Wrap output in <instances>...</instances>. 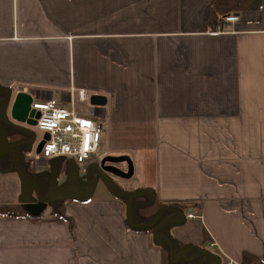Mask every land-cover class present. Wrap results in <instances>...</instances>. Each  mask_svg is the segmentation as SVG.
Wrapping results in <instances>:
<instances>
[{"label": "crops", "instance_id": "obj_1", "mask_svg": "<svg viewBox=\"0 0 264 264\" xmlns=\"http://www.w3.org/2000/svg\"><path fill=\"white\" fill-rule=\"evenodd\" d=\"M215 1L0 0V91L101 121L105 155L133 163L111 185L92 169L87 194L89 164L36 160L44 132L12 120L9 103L4 118L32 134L34 170L56 171L49 200L64 202L51 213L17 161L0 167V264H167L159 225H130L127 193L186 204L166 218L178 259L199 246L212 264L264 260V0L231 10L234 23L214 17ZM92 93L105 104L90 105Z\"/></svg>", "mask_w": 264, "mask_h": 264}, {"label": "trees", "instance_id": "obj_2", "mask_svg": "<svg viewBox=\"0 0 264 264\" xmlns=\"http://www.w3.org/2000/svg\"><path fill=\"white\" fill-rule=\"evenodd\" d=\"M250 3L251 0H216L211 6L210 11L211 13L215 12L214 17H217L216 15L224 16L231 12V10L239 11L249 9ZM11 93V87L0 91V130L3 138L5 139V151L0 155V167L9 168L17 161L19 169L34 185L37 199L48 201L51 213L63 215L64 201L61 199L49 200L51 193V175H49L48 172L35 171L31 160L26 158V155L31 151L32 146V142L27 139L29 135L31 137L32 134L25 132L4 118L7 107L10 103ZM125 196L130 199V225L149 229L159 225L157 229L161 232L159 235L162 238V245L170 252V258L167 264H212L210 255L203 247H193V250L189 253V255L186 256L184 254L180 259L176 257L175 251H171L169 241L171 242L174 250L177 249L178 246L170 239L169 227L171 226V223L166 220V218L174 212V210H177L179 218L181 219L183 215L180 211L185 208V203L175 202L173 204H163L159 203L155 198H151L149 200L134 199L131 197L130 193ZM14 208L15 207L11 208L8 213L12 214L11 210ZM149 208H153V212L151 214H145L144 212L147 209L149 210ZM15 209L22 214L27 213L34 217H38L42 214V212H29L25 206H19ZM154 221H156L155 224L150 225V223ZM241 264H264V260L249 253H244L242 255Z\"/></svg>", "mask_w": 264, "mask_h": 264}, {"label": "built area", "instance_id": "obj_3", "mask_svg": "<svg viewBox=\"0 0 264 264\" xmlns=\"http://www.w3.org/2000/svg\"><path fill=\"white\" fill-rule=\"evenodd\" d=\"M223 23H234L239 20L236 13L222 17ZM84 96V93L81 92ZM31 106L39 111L36 127L48 133L36 160L45 161L56 157L72 159L77 164L88 165L99 162L105 155L101 145L104 126L101 121L87 115H79L73 109L63 107L55 98L33 99ZM193 213H187L192 218Z\"/></svg>", "mask_w": 264, "mask_h": 264}, {"label": "water", "instance_id": "obj_4", "mask_svg": "<svg viewBox=\"0 0 264 264\" xmlns=\"http://www.w3.org/2000/svg\"><path fill=\"white\" fill-rule=\"evenodd\" d=\"M32 101H33L32 94L29 93L28 91H24L23 89L17 90L16 93L14 92L11 93L10 108H9V115L11 119L14 120L16 123L25 124L28 126H36L37 118L39 117V111L31 106ZM88 102L90 105H94V106L104 105L106 102V97L101 94L92 93L88 95ZM47 138H48V133L44 132V134L36 143L35 146L36 153H39L42 144ZM4 140L5 139L3 138L0 130V142L5 147ZM121 164L122 166L124 164V167H122ZM92 169L97 171L98 175L109 185H111V180H112L111 178H117V179L130 178L133 174V163L131 158L126 154H119V155L106 154L101 158L99 162L89 164V166L86 169L87 177L91 176L90 171ZM69 179H70V187H68L67 190L72 191L76 194L75 182L73 181L72 177H70ZM55 182H56V171L53 168V173L51 176V189H50L52 193L58 192L54 187ZM110 187L112 188V186ZM129 205H130V201H129ZM174 214L176 216H179L177 210H174ZM169 219L166 220L169 221ZM169 243L171 245L172 252L180 251L178 248L174 250L170 241Z\"/></svg>", "mask_w": 264, "mask_h": 264}, {"label": "rangeland", "instance_id": "obj_5", "mask_svg": "<svg viewBox=\"0 0 264 264\" xmlns=\"http://www.w3.org/2000/svg\"><path fill=\"white\" fill-rule=\"evenodd\" d=\"M83 175L86 176V172L82 173ZM87 182H86V193L91 192L92 188L96 186L97 183V178L95 177V174H91V176L87 177ZM93 192V191H92Z\"/></svg>", "mask_w": 264, "mask_h": 264}]
</instances>
